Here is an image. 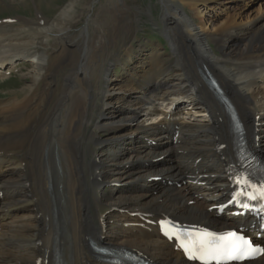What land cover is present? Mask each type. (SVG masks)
I'll use <instances>...</instances> for the list:
<instances>
[{"label": "bare ground", "instance_id": "bare-ground-1", "mask_svg": "<svg viewBox=\"0 0 264 264\" xmlns=\"http://www.w3.org/2000/svg\"><path fill=\"white\" fill-rule=\"evenodd\" d=\"M236 2L225 0L233 10ZM88 3L67 0L50 19L36 9V18L0 20V78L22 60L31 65L21 92L0 98V264H111L95 257L93 245L131 250L153 264H197L160 235L157 221L213 229L251 223L230 209L209 210L228 200L235 150L225 103L206 78L216 79L249 148L264 158L256 129L264 125V10L246 21L233 12L209 32L185 8L200 18L199 5L222 0H162L171 52L138 59L127 40L118 41L134 31L126 0L102 4L111 16L106 35L100 27L70 32ZM106 44L120 52L108 51L104 65L82 55L92 45L98 59ZM116 64L125 76L115 84ZM95 92L100 113L91 121ZM93 136L97 149L122 153L106 164L85 162ZM154 177L160 181L143 189ZM123 181L137 187L114 192ZM100 183L111 186L107 198L97 193ZM243 264H264V255Z\"/></svg>", "mask_w": 264, "mask_h": 264}, {"label": "rangeland", "instance_id": "rangeland-1", "mask_svg": "<svg viewBox=\"0 0 264 264\" xmlns=\"http://www.w3.org/2000/svg\"><path fill=\"white\" fill-rule=\"evenodd\" d=\"M67 0H36V2L28 1V0H3L0 2V20H5V18L13 16H21L26 18H36V9L40 14H42L45 18L50 19L54 16V14L58 11V9L65 4ZM86 1V0H85ZM91 5L89 7H84L83 11L79 14L80 17L76 19L74 23L70 25V32L71 33H79L82 31L85 26L89 28L90 33L94 34L95 28L100 27L102 34H107V29L109 26V21H111V16L107 11H105L103 3L105 0H87ZM237 0L235 3L236 8L233 10L229 8V3H225V0H222V4H214L210 3V5L202 6L199 5L198 11L201 12V17L198 18L197 15L194 14L193 10L185 8L187 13L190 16H194V22L199 25L202 19V23L205 24V29L209 32H214L217 28L221 27L224 23L226 16L238 12L241 16H237V21L243 20L246 21L250 18L259 17L264 10V0ZM3 2V3H2ZM127 4L129 5L131 11L134 15V31L132 34H121V39L127 40L129 44L133 46V50L137 53L136 56L138 59L142 58L141 56H146L149 52L157 49L164 54L163 58H166V54L171 52L170 42L165 36L166 31L164 30V18L162 16L163 13V5L162 0H126ZM88 3V4H89ZM225 3V4H224ZM5 4V5H4ZM224 4V5H223ZM36 5V6H35ZM237 9V11H235ZM5 17V18H4ZM4 18V19H2ZM2 30H0L1 32ZM54 36V35H53ZM53 39H50L49 42L52 43ZM117 41V42H118ZM91 42V41H90ZM89 42V44H90ZM88 44V45H89ZM212 48L216 50L215 44H211ZM49 48V47H48ZM105 51L100 58L97 59V55L95 53V49L92 48V45L89 46V49L86 51L84 50L82 55H86L89 58V63L95 62L96 65L100 59L103 60V65L105 64L104 60L108 57V51H116L113 47L109 48L108 44L104 45ZM86 51V52H85ZM120 51H116L119 53ZM219 54V53H218ZM81 55V56H82ZM26 62L23 60L20 61V66L23 67L17 68L16 70H12L11 73L4 78H0V98H5L8 96H13L16 92H21L23 88V84L25 83V79L27 72H29L30 64L25 65ZM124 64H127L126 60L123 61ZM25 74V76H23ZM125 76V71L122 65L116 64L115 66L111 67L110 70V78L113 83H120ZM71 81L74 80L71 78ZM133 94H131V97ZM129 98V97H128ZM131 99V98H129ZM91 100L95 103L96 108L93 110L92 113V120L94 121L97 117V114L100 113L98 111V107L101 102V96L99 93L95 92L91 96ZM124 105L121 101L113 102L112 105L114 107H119ZM112 107H110L111 109ZM109 109V110H110ZM107 113V112H106ZM65 114V113H63ZM97 121V120H95ZM153 124V123H150ZM91 126V125H90ZM89 126V127H90ZM93 128V127H92ZM91 128V130H92ZM90 129V128H88ZM93 131L96 133L97 136L104 137L106 133L104 129H94ZM262 131V132H260ZM257 135L263 136L264 135V125L257 127ZM262 133V134H261ZM261 134V135H260ZM263 139L262 146H264V136L260 137ZM94 136L87 139L86 142V151L84 155V161L87 162L96 158L97 161H103L105 164L111 162L113 159L114 154H121L122 152H116L114 150H109L106 147L96 148L94 144ZM123 152H126V146ZM101 149V150H100ZM127 167V165H126ZM119 170L121 171L124 168V165L118 166ZM156 182V181H155ZM154 181L149 183V185L142 187L143 189L151 188L155 185ZM144 183V181L142 182ZM137 186L127 185L125 186V182L119 183V185L115 186V191L121 192V194L128 193V190H134ZM142 188H138L141 190ZM111 192V186L105 183H100L97 187V193L100 194L102 199L107 198L109 193ZM106 203V201H104ZM104 210V208H103ZM115 218V217H114ZM113 217L109 219L107 222L108 227H115V224L112 223Z\"/></svg>", "mask_w": 264, "mask_h": 264}, {"label": "snow or ice", "instance_id": "snow-or-ice-1", "mask_svg": "<svg viewBox=\"0 0 264 264\" xmlns=\"http://www.w3.org/2000/svg\"><path fill=\"white\" fill-rule=\"evenodd\" d=\"M236 183L254 189L253 192L241 191L237 195H246L249 200L264 199V183L257 186L249 177L243 175L237 177ZM243 207L248 205L244 204ZM169 227L172 228L174 225L169 224ZM161 228L162 230L164 228L163 222ZM165 235L178 242V247L189 260H198L201 264H211L212 261L221 264L225 259H254L264 255V248L253 246L235 231L217 234L185 227L176 229L170 235L165 232Z\"/></svg>", "mask_w": 264, "mask_h": 264}]
</instances>
